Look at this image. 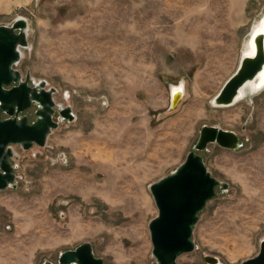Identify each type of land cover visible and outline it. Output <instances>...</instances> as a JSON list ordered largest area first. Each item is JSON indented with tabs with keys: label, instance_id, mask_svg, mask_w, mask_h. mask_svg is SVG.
Returning a JSON list of instances; mask_svg holds the SVG:
<instances>
[{
	"label": "rangeland",
	"instance_id": "374dc122",
	"mask_svg": "<svg viewBox=\"0 0 264 264\" xmlns=\"http://www.w3.org/2000/svg\"><path fill=\"white\" fill-rule=\"evenodd\" d=\"M263 8L264 0H0V25L29 23L32 46L18 68L45 79L76 114L46 146H14L17 187L0 190V264H58L84 242L105 264H152L158 209L149 185L185 160L203 124L236 131L242 146L201 152L229 188L200 212L196 249L177 263L208 264L211 255L241 264L259 252L264 193L247 184L254 163L264 168V90L230 107L212 106L208 95L233 71ZM196 72L200 96L184 108L200 120L166 122L168 81Z\"/></svg>",
	"mask_w": 264,
	"mask_h": 264
},
{
	"label": "water",
	"instance_id": "95a60500",
	"mask_svg": "<svg viewBox=\"0 0 264 264\" xmlns=\"http://www.w3.org/2000/svg\"><path fill=\"white\" fill-rule=\"evenodd\" d=\"M255 54L243 55L235 73L223 84L211 103L217 107H230L241 100L240 94L264 73V32L255 36ZM29 42V23L17 17L11 24L0 25V190L17 187L19 164L14 146L24 150L34 145L44 147L61 121H74L76 114L70 104L55 100V87H48L45 79L38 82L30 72L24 74L18 65L22 51ZM174 87H179L174 91ZM184 97L183 85L173 86L170 91V109L174 110ZM244 98V97H243ZM35 107V119L26 112ZM240 135L218 125L204 124L193 149L185 160L169 174L149 185L158 214L149 222L152 242V264H178L184 253L196 249L193 234L199 214L208 202L217 196V189L226 190L229 183L212 175L201 152L210 144L228 149L242 146ZM208 264H222L220 258L205 255ZM46 264H53L47 262ZM58 264H105L93 253L90 242L75 249L63 251ZM241 264H264V238L256 256Z\"/></svg>",
	"mask_w": 264,
	"mask_h": 264
},
{
	"label": "crops",
	"instance_id": "0c3cea01",
	"mask_svg": "<svg viewBox=\"0 0 264 264\" xmlns=\"http://www.w3.org/2000/svg\"><path fill=\"white\" fill-rule=\"evenodd\" d=\"M220 10L219 7H217V11ZM219 12V11H218ZM251 30V29H250ZM250 32V31H249ZM241 56H242V52L240 53V55L238 57H236L233 61V64L230 62V64H228V68L230 67H234L233 71L230 72V74L228 75V77L225 79V81L223 82V84L235 73V71L237 70L239 63L241 61ZM200 71V70H199ZM168 74V73H167ZM202 73L201 72H196L193 77H190L189 75H183L182 77H180L177 82H175L174 80L172 81H168V87L169 90L171 91V88L173 86H178V85H183L184 87V97L183 99L180 101V103L178 104V107L174 110L170 109V101L167 105V108L165 109V111L163 112L164 115H168L167 117V121L166 122H170L172 123V125H174V123L176 122L177 124L183 123L185 124V122H189L191 120H200L198 117H190L188 116V114H185V106L187 105H191L193 102V99H199V92L197 90V88H199V86L197 85L199 82L202 81ZM172 79L171 75H167L166 80H170ZM223 84L221 85V87L218 89V91L213 94V95H208L211 97L210 99V104L212 105L211 101L212 99L215 97V95L220 91V89L222 88ZM239 102V101H238ZM237 102V103H238ZM236 103V104H237ZM213 106V105H212ZM201 107V106H199ZM217 107V106H216ZM205 112L204 108H200L198 110H194L193 113L195 114H202ZM174 114V115H173ZM158 115H162L161 113H159ZM158 115L156 117H154V123H156V126L158 125V120L159 117ZM170 115V116H169ZM204 125V124H203ZM202 125V126H203ZM212 125V124H209ZM201 126V127H202ZM158 127V126H157ZM184 127V126H182ZM155 128V127H154ZM201 129V128H200ZM167 136L170 137H174V126H172V128L170 129V131H166ZM200 133V131H199ZM261 148V147H259ZM254 168H253V172L252 174L248 175V184H247V189L249 191H252L254 194H263L264 193V189L262 191L261 188H264V183L261 184V181H264V168L260 166L259 163H254ZM264 238V233L262 234V236L259 238V242ZM258 253V252H257ZM254 254L252 257L257 255ZM251 258V257H250Z\"/></svg>",
	"mask_w": 264,
	"mask_h": 264
},
{
	"label": "bare ground",
	"instance_id": "6f19581e",
	"mask_svg": "<svg viewBox=\"0 0 264 264\" xmlns=\"http://www.w3.org/2000/svg\"><path fill=\"white\" fill-rule=\"evenodd\" d=\"M260 32H264V8L260 16L255 19L248 36L243 42V45H242L243 55H254L255 54L256 48H255L254 39H255V36ZM31 46L32 45L30 44L27 49L31 48ZM22 54H24V51H22ZM36 81L38 82L39 80L36 79ZM178 89L179 87H174V91L175 90L178 91ZM263 90H264V73L260 75L259 79L256 82L251 83L248 87L243 89L239 98L242 97L241 100L242 99L251 100L255 95H258ZM66 97L69 98L70 96L67 94Z\"/></svg>",
	"mask_w": 264,
	"mask_h": 264
}]
</instances>
